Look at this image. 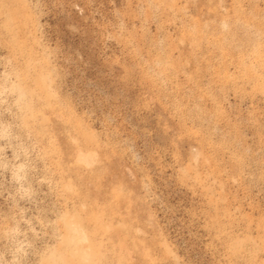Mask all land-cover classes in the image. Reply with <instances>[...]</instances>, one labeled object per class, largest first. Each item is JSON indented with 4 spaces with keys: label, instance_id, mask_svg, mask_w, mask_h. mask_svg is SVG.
<instances>
[{
    "label": "rangeland",
    "instance_id": "rangeland-1",
    "mask_svg": "<svg viewBox=\"0 0 264 264\" xmlns=\"http://www.w3.org/2000/svg\"><path fill=\"white\" fill-rule=\"evenodd\" d=\"M0 264H264V0H0Z\"/></svg>",
    "mask_w": 264,
    "mask_h": 264
}]
</instances>
